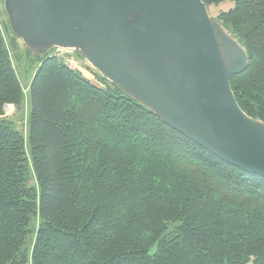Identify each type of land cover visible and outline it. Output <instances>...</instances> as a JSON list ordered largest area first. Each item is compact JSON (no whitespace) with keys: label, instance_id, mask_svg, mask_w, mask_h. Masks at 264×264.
Segmentation results:
<instances>
[{"label":"trees","instance_id":"trees-1","mask_svg":"<svg viewBox=\"0 0 264 264\" xmlns=\"http://www.w3.org/2000/svg\"><path fill=\"white\" fill-rule=\"evenodd\" d=\"M216 20L247 53L230 79L264 123V0ZM41 58L24 93L0 27V264H264V177L186 138L97 74ZM37 223V225H36Z\"/></svg>","mask_w":264,"mask_h":264},{"label":"water","instance_id":"water-1","mask_svg":"<svg viewBox=\"0 0 264 264\" xmlns=\"http://www.w3.org/2000/svg\"><path fill=\"white\" fill-rule=\"evenodd\" d=\"M40 54L76 50L98 74L226 163L264 177V123L230 87L247 53L202 0H4Z\"/></svg>","mask_w":264,"mask_h":264},{"label":"rangeland","instance_id":"rangeland-1","mask_svg":"<svg viewBox=\"0 0 264 264\" xmlns=\"http://www.w3.org/2000/svg\"><path fill=\"white\" fill-rule=\"evenodd\" d=\"M234 6L232 1H225L218 6H211L207 8L210 18L213 21H217L216 18L219 12L228 11ZM218 22V21H217ZM0 27L3 35L6 39L10 56L19 82L24 93V103L20 108L16 109L13 106H7L5 108V118L12 121L15 127L22 132L25 136L27 132V122L29 116V103L27 97V89L31 83L33 75L39 65L41 58L45 54H40L36 51L28 49L23 41L12 32L10 28V22L7 13L4 8V0H0ZM47 54L55 55L57 58L62 60H73L75 65L82 69L83 74L80 73L84 78L85 76H93L98 81V72L88 64L83 57L80 56L76 50H66L55 48L47 52ZM78 72V71H77ZM91 72V73H90ZM86 79V78H85ZM37 225V223H36Z\"/></svg>","mask_w":264,"mask_h":264},{"label":"built area","instance_id":"built-area-1","mask_svg":"<svg viewBox=\"0 0 264 264\" xmlns=\"http://www.w3.org/2000/svg\"><path fill=\"white\" fill-rule=\"evenodd\" d=\"M51 56H54V57H56L55 55H51ZM60 60H62V59H60ZM63 62H64V64L67 66V68H69L70 70H73V71H78V72H80V73H82L83 74V71H82V69H80L78 66H76L75 65V62L73 61V60H62ZM91 73V72H90ZM84 76V75H83ZM85 78L88 80V81H90V82H92V83H95V84H98V85H100V86H103V85H101V83L99 82V81H97L96 80V78L95 77H93V76H91L90 75V77H88V76H85Z\"/></svg>","mask_w":264,"mask_h":264}]
</instances>
